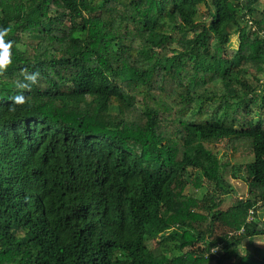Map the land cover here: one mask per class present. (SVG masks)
<instances>
[{"label": "trees", "instance_id": "1", "mask_svg": "<svg viewBox=\"0 0 264 264\" xmlns=\"http://www.w3.org/2000/svg\"><path fill=\"white\" fill-rule=\"evenodd\" d=\"M260 1L0 0V264H264Z\"/></svg>", "mask_w": 264, "mask_h": 264}, {"label": "rangeland", "instance_id": "2", "mask_svg": "<svg viewBox=\"0 0 264 264\" xmlns=\"http://www.w3.org/2000/svg\"><path fill=\"white\" fill-rule=\"evenodd\" d=\"M262 3H263V0L260 1V5H262ZM204 13H205V11H204L203 7H200L199 13H198V16H199L200 19H202V17L205 16ZM237 45H238L237 36H231L230 37V41H229V47L231 49H236ZM224 143H225V141L221 142V144H224ZM218 156L221 157V158H223V157L227 158L232 164H235V165L242 164V163H245V162L249 161V159L241 158L240 156H238L236 154H231V153L224 154L223 151H221L218 154ZM222 160H224V159H222ZM232 184L234 186L236 194L235 195H230L229 197H227V199L225 201V204H224V208L232 205V203L234 202V199H236V198H244L246 196V186L244 185V183L240 179L237 178V179L232 180ZM259 214H260V216L262 218H264V211H260ZM249 216L251 217V215H249ZM253 245L261 248L262 250H264V238L256 239L254 241ZM171 246H174V244L172 243ZM175 247L176 246H174V250L171 251V254L173 256H177V255L180 254V252H178L177 248H175Z\"/></svg>", "mask_w": 264, "mask_h": 264}]
</instances>
